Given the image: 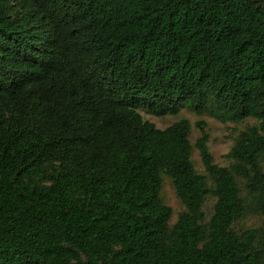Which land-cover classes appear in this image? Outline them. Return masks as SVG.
<instances>
[{"label": "trees", "instance_id": "trees-1", "mask_svg": "<svg viewBox=\"0 0 264 264\" xmlns=\"http://www.w3.org/2000/svg\"><path fill=\"white\" fill-rule=\"evenodd\" d=\"M183 107L257 122L228 167L197 123L212 184L187 119L139 112ZM245 213L264 216V0H0V264H264Z\"/></svg>", "mask_w": 264, "mask_h": 264}, {"label": "rangeland", "instance_id": "rangeland-1", "mask_svg": "<svg viewBox=\"0 0 264 264\" xmlns=\"http://www.w3.org/2000/svg\"><path fill=\"white\" fill-rule=\"evenodd\" d=\"M140 114L145 120L151 121L156 124L160 129H166L169 126L179 122L182 119H187L191 124V135L190 141L193 145L192 150V162L198 173L206 175L209 179L210 184H212V179L205 170L201 155L196 147V141L201 137V129L197 127V123L200 121L206 124V133L209 136L207 145L214 158V163L228 167L231 165V159L228 158V154L235 144V140L238 134L245 130L247 127L256 124V120L253 118L246 119L240 123L234 122H221L209 114L203 116L196 115L193 111L187 107H183L178 115H166V116H155L148 109L141 108L139 110ZM163 186L161 191V198L165 205L172 208L173 215L170 220V225L173 226L179 216L186 211L185 205L179 199L174 187L173 181L167 175H162ZM237 181L242 190L243 197L247 198L248 190L246 188V182L237 178ZM216 203L215 197H208L204 205V213L207 217V221L211 218L214 212V206ZM264 225V216L260 214L245 213L234 225L235 230L241 233L245 230L252 228H260Z\"/></svg>", "mask_w": 264, "mask_h": 264}]
</instances>
